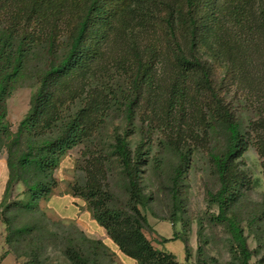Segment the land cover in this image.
Instances as JSON below:
<instances>
[{
  "label": "trees",
  "instance_id": "1",
  "mask_svg": "<svg viewBox=\"0 0 264 264\" xmlns=\"http://www.w3.org/2000/svg\"><path fill=\"white\" fill-rule=\"evenodd\" d=\"M159 63L172 72L173 90L195 85L206 91L212 117L204 114L201 126L212 136L221 127L226 136L225 149L211 153L220 182L213 195L216 220L228 224L241 264H250L244 231L227 213L246 183L237 161L249 139L264 174V119L245 133L226 96L247 84L264 86V0H0V153L7 151L9 172L0 207L19 184L29 196L27 207L51 197L61 160L82 144L97 148L114 105H123L133 119L141 96L153 89ZM123 79L127 92L120 89ZM27 83L36 90L12 132L7 101ZM103 146L106 153H84L87 178L74 195L89 203L94 220L126 257L138 264H177L142 232L145 146H132L128 133L118 132ZM114 160L129 197L127 210L111 205L106 165ZM181 160L186 162L183 153ZM67 253L75 264H89L74 250Z\"/></svg>",
  "mask_w": 264,
  "mask_h": 264
},
{
  "label": "rangeland",
  "instance_id": "2",
  "mask_svg": "<svg viewBox=\"0 0 264 264\" xmlns=\"http://www.w3.org/2000/svg\"><path fill=\"white\" fill-rule=\"evenodd\" d=\"M167 68L160 63L156 66L153 89L149 96L146 91L141 96L133 119L126 118L123 105H114L107 128L95 140L97 148L82 144L68 152L65 167L61 165L56 171L58 186L51 197L34 202L30 208L26 206L29 196L25 188L21 184L15 187L0 207V217L9 248L20 264H75L69 259L70 250L76 252L73 256L79 255L89 264H126L128 259L138 264L120 251L111 252L101 241L88 237L76 221L63 219L48 207L52 197L70 195L81 204L80 214H90L94 220L89 203L74 192L81 190L79 186L87 178L84 153H106L105 138L107 143H112L116 132L128 133L131 145L143 144L149 156L141 178L147 206H139V209L147 220L142 232L152 247L174 255L177 264H212L215 260L218 264H241L228 224L216 220L219 208L213 199L220 182L211 153L225 149V133L221 127L213 136L211 130L206 133L201 126L202 116L205 114L207 120L212 117L207 109L206 91L195 85L184 89L183 93H179V87L173 90L175 79ZM120 89L130 90L128 81L123 79ZM35 90V84L27 83L8 99L12 132H16L19 122L28 113ZM236 90L226 96V103L234 108L242 130L247 133L252 130L254 121L264 119V86L252 83ZM249 142L248 150L237 161L246 175V183L227 215L244 231L252 252L250 264H264V174L253 139ZM181 153L185 163H182ZM5 161L7 151L3 150L0 171ZM181 165L182 175L178 177ZM106 166L111 205L127 210L129 197L119 165L114 160L108 161ZM2 198L3 193L0 203Z\"/></svg>",
  "mask_w": 264,
  "mask_h": 264
},
{
  "label": "crops",
  "instance_id": "3",
  "mask_svg": "<svg viewBox=\"0 0 264 264\" xmlns=\"http://www.w3.org/2000/svg\"><path fill=\"white\" fill-rule=\"evenodd\" d=\"M66 156L61 160L59 167L66 165ZM7 162H2L0 171V197L4 192L8 179ZM77 200L70 195L54 196L50 199L48 207L52 208L57 215L63 219H72L78 223L80 229L88 236L101 241L102 245L114 253L120 250L118 246L107 236L106 231L98 225L95 220L91 219L90 214H80V206ZM0 264H20L17 256L10 250L7 243L6 228L0 217ZM126 264H134L131 260H127Z\"/></svg>",
  "mask_w": 264,
  "mask_h": 264
}]
</instances>
